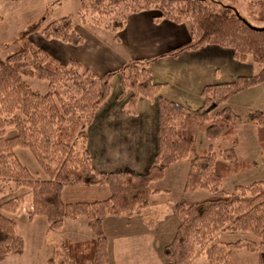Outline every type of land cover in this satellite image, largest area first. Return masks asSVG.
<instances>
[{"label": "trees", "instance_id": "16d2710c", "mask_svg": "<svg viewBox=\"0 0 264 264\" xmlns=\"http://www.w3.org/2000/svg\"><path fill=\"white\" fill-rule=\"evenodd\" d=\"M224 0H79V18L90 15L92 21L116 33L132 12L155 10L161 18L175 23L191 24V40L170 55L193 51L209 45L229 48L235 59H252L261 66L259 73L242 76L231 83L207 86L203 90L204 106L196 111L160 98L158 150L144 175L130 172L100 173L92 163L89 150L79 142L87 140V127L112 90V79L120 77L121 96L129 95L130 113H135L140 98L155 100L161 85L154 82L150 60L133 61L117 72L99 76L77 60L65 65L29 39L42 31L48 39L73 46L84 42V36L69 17L55 20L42 29L36 24L22 35V45L7 59L0 56V193L27 188L32 194L30 219L44 217L49 228L59 231L65 220L84 217L94 238L87 241H63L54 246L50 264H110L108 240L103 229L105 217L131 216L151 205L157 194L155 184L171 166L183 161L190 164L185 190H204L210 196L195 202L176 204L179 227L164 250L168 264H189L198 248L222 232L251 233L255 241L219 242L208 249L209 264H242L237 254L252 256L251 264H264V181L223 190L231 176L250 171L260 161H240L235 146L243 118L231 107L220 108L234 95L264 83V26L257 27L238 10L224 4L213 9L211 3ZM230 3L236 0H228ZM251 5L264 9V1ZM26 77L48 82V91L31 88ZM246 119L257 129L264 159V110L248 113ZM197 127L211 145L196 152ZM10 128L16 134L7 138ZM232 140L231 148L222 142ZM214 143H220L215 146ZM28 149L46 175L35 176L22 164L16 149ZM262 159V161H263ZM66 187L107 188L106 199L66 202ZM17 198L0 206V261L22 254L23 239L17 232V221L11 215L19 209ZM258 241V242H257ZM250 264V263H247Z\"/></svg>", "mask_w": 264, "mask_h": 264}, {"label": "crops", "instance_id": "0c3cea01", "mask_svg": "<svg viewBox=\"0 0 264 264\" xmlns=\"http://www.w3.org/2000/svg\"><path fill=\"white\" fill-rule=\"evenodd\" d=\"M57 2L62 3L61 0ZM103 29L105 31L102 30L100 34L93 33L89 37L84 36L83 44L71 48L86 56L87 60L80 55L78 59L71 58L70 61L77 60L95 74L104 76L110 72H117L133 61L150 60L149 70L154 82L160 84L161 89L155 100L140 98L135 113H130V97L129 95L121 96L120 77L119 75L113 77L111 94L98 109L92 123L88 125L87 140L85 141V146L92 157L93 166L100 173L130 172L135 175H144L148 172L158 150L160 98L174 102L185 109L196 111L204 106L202 93L205 87L231 83L239 77L252 76L261 70V66L251 58L245 62L239 61L235 59L231 49L215 45L185 51L175 56L170 55L169 53L175 49L190 42L191 24L188 21L178 24L161 18L155 10L129 13L124 26L116 33L106 28ZM90 57L95 61L93 62ZM241 96L245 99L242 102L243 112L238 111L235 106L236 99ZM226 106L231 107L243 118V123L238 131V144L235 146L238 159L243 162H261L259 166L250 171L231 176L241 179L247 177L246 180H249L248 174L258 170L264 171V159L261 155L257 129L246 119L249 112L264 110V83L234 95L227 103L220 105V108ZM191 131L195 133L196 138L198 132L204 133L197 127H192ZM219 144L214 143L215 146ZM210 145L211 142L209 141L208 147ZM232 145L233 141L227 140L222 142V149L231 148ZM189 169V162L183 161L168 168L163 179L167 177L169 171L176 174L183 170L188 176ZM41 171L43 172L42 169ZM41 178L46 179L45 173L41 174ZM226 181L227 179L223 184V190L226 192H233L237 186L256 182L231 183L229 189H226ZM258 181H264V179ZM97 189L99 187L82 189L66 187L63 199L66 202L100 199L96 195H90L95 193ZM157 190V194L151 197V205L143 212L146 218L151 215L150 208L152 210V207H156L160 203L157 197L162 191ZM166 191L170 192L169 190ZM157 212H159L158 209ZM31 213L32 211H30L29 216ZM141 213L142 211H137L131 216L125 215L127 218L123 223L124 233L118 235V248L114 253L113 243L106 231V222L123 215H110L104 218L103 229L108 240L110 264H168L164 250L171 242L158 241L156 237L161 231L158 230L159 228L145 227L140 222L142 220L140 218ZM146 213L148 214L146 215ZM38 221H41L42 230L45 233L54 231L49 228L48 221L44 217L29 219L31 225ZM66 225L73 228L70 237L66 240L81 242L94 238L88 227V221L84 217L77 220H65L63 228L59 231L65 229ZM222 233L226 234V232ZM220 238L225 241L222 237ZM243 240L255 241V238ZM141 243L145 245L141 246ZM12 256L18 257L19 255ZM8 258L10 256L1 260L0 263Z\"/></svg>", "mask_w": 264, "mask_h": 264}, {"label": "rangeland", "instance_id": "374dc122", "mask_svg": "<svg viewBox=\"0 0 264 264\" xmlns=\"http://www.w3.org/2000/svg\"><path fill=\"white\" fill-rule=\"evenodd\" d=\"M57 1L59 0H0V56L3 59H7L12 55L22 45V35L39 23L42 29H44L51 22L67 16L72 19L78 32L82 33L85 37H89V35L93 33L100 34L102 30L105 31V29H103L104 27L99 26V28H101L99 29L94 23L96 19H101L100 17L95 16V20L90 15H86L84 17L85 19L79 18V0H61V4ZM257 1L264 0H236L232 3L228 0H224L219 3H211V6H213V9L220 11L223 9L224 4L232 5L238 10L241 16L252 25L261 27L264 26V9L250 4L251 2ZM92 21H94L93 24L91 23ZM29 39H31L34 44L45 48L49 55L57 58L64 64H69L71 58L78 59L80 55H82L84 59H88L83 54H79L75 49L72 50L71 48H73V45L56 39H48L42 31L31 33ZM90 59L93 62L95 61L92 57H90ZM25 79L33 90L40 93H46L48 91L47 81L40 80L36 77H26ZM236 100V109L243 112L242 102L245 100L244 97L241 96ZM15 134V129L10 128L6 137H12ZM84 145L85 143L81 140L79 142V147L82 148ZM208 145L209 141L206 135L198 132L196 152L200 153L203 149H206ZM16 152L22 164L25 165L33 175L41 177V174H44L30 150L18 148ZM186 176L187 174H185L183 170H180V172L176 174L169 171L167 177L154 186L156 190L160 189L162 193L157 197L160 201L158 206L152 207V210L150 208V217L146 218L144 215L145 213L143 214L148 208L140 210L142 211L140 214L142 220L140 222H142L145 227L151 229L159 228L158 230L161 231L156 237L158 241L162 240L163 242L170 243L175 235V231L180 223L175 210L176 204L198 201L210 195L209 192L204 190H197L195 192L185 191L184 184ZM248 177L250 178L249 180H246L248 179L247 177L243 179L236 176L230 177L226 181L225 188L229 189L231 183H251L264 179V171L258 170L257 172L248 174ZM107 192L109 195L107 188H99L95 193L90 195H96L100 197V199H106L108 197ZM13 198H17L20 203L18 211L11 216L17 221V232L23 239L24 249L22 255L18 254V257L11 255L12 257L10 256V258L7 259L8 261H4L6 263L1 262L0 264H50L54 246L60 245L65 239L70 237V232H72L73 228L66 225L65 229L62 231H50L49 233H45V231L42 230L41 221L36 222L34 225L29 223V213L30 211L33 212L32 194L30 190L21 188L12 192L5 189V192L0 193V205ZM157 209L159 212H157ZM147 214L148 213H146V215ZM126 218L127 216L123 215L119 218L109 219L106 222V231L113 243V253L118 248V235H123L124 233L123 223L126 221ZM219 236L225 241L232 242H237L246 238L254 239L251 233L243 232H226V234L220 233ZM219 236H216L214 241L208 242L204 247L198 248L189 264H209L207 251L215 244L218 245L219 242L222 241ZM144 245L141 243V246ZM218 249L219 245L215 250V256L219 252ZM236 257L242 264H251L254 262L253 257L249 255L237 254Z\"/></svg>", "mask_w": 264, "mask_h": 264}, {"label": "water", "instance_id": "95a60500", "mask_svg": "<svg viewBox=\"0 0 264 264\" xmlns=\"http://www.w3.org/2000/svg\"><path fill=\"white\" fill-rule=\"evenodd\" d=\"M262 29H264V27Z\"/></svg>", "mask_w": 264, "mask_h": 264}]
</instances>
